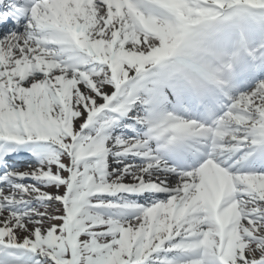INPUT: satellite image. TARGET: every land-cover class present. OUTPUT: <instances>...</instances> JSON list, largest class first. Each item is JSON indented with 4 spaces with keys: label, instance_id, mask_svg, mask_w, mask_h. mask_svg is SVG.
<instances>
[{
    "label": "snow or ice",
    "instance_id": "obj_1",
    "mask_svg": "<svg viewBox=\"0 0 264 264\" xmlns=\"http://www.w3.org/2000/svg\"><path fill=\"white\" fill-rule=\"evenodd\" d=\"M0 264H264V0H0Z\"/></svg>",
    "mask_w": 264,
    "mask_h": 264
}]
</instances>
